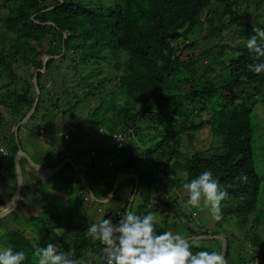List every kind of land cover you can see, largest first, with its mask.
Masks as SVG:
<instances>
[{
  "label": "trees",
  "instance_id": "16d2710c",
  "mask_svg": "<svg viewBox=\"0 0 264 264\" xmlns=\"http://www.w3.org/2000/svg\"><path fill=\"white\" fill-rule=\"evenodd\" d=\"M0 23V80L3 72L7 75L0 96V139L8 144V155L0 153V167L14 165L0 180V206L13 197L18 186L14 156L19 146L7 133L12 138L17 133L20 140L22 132L27 140L34 121L31 129L38 134L45 131L53 142L65 130L79 141L78 147L63 141L60 160L46 165L56 166L67 157L76 163L67 161L54 181L48 180L53 183L47 191L44 178L36 175L32 183L31 176H24L19 204L0 219L24 209L29 195L42 209L39 215L30 210L31 219L41 220L45 211L48 215L34 242L15 230L17 221L0 230L1 250L24 251L23 264H38L35 249L54 243L58 252L71 250L86 264H102L103 245L85 234L91 217L85 215L77 222L85 193L72 196L71 186L81 182L83 175L96 198L106 199L118 174L127 172L139 177L132 201L133 177L125 180L131 188L122 181L108 202L85 201L92 215L105 206L96 222L109 218L117 223L129 207L137 215L159 216L158 234L170 222L180 221L185 229L180 234L200 245L191 248L194 254L212 252L203 245L209 240L218 242L222 254L221 237L196 238L219 235L227 239V264L230 258L234 263L231 239L222 231L225 228L217 226L207 210L191 209L187 203L184 208L171 189L183 173L188 176L186 182H191L211 170L228 192L221 206L224 219L239 229L252 216L254 223L260 221L264 166L255 156L252 115L256 104L264 103V73L251 72L247 65L264 62V58L254 61L246 42L255 34L254 24L264 28V0H0ZM203 31L208 47H201L196 37ZM45 44L47 48L42 49ZM45 55L49 59L44 62ZM33 78L40 89L38 98ZM130 129L129 140L116 153L110 134ZM99 134L103 136L97 138ZM87 135L90 138L84 139ZM211 135L220 137V144L212 146L213 153H206L209 148L190 151L205 145ZM102 137L107 147L102 146ZM46 142L50 141L37 140L42 151ZM184 145L188 152L183 157ZM63 148L68 152L61 154ZM46 153L51 157L55 148ZM26 163L23 157V175ZM241 174L247 175L246 183L239 179ZM161 187L166 197L153 198V188ZM65 205L70 209L68 215H63ZM206 215L210 222H197L196 217ZM235 239L236 247L255 251L237 243L236 235ZM247 239L258 249L264 246V240L257 232L251 234V229ZM257 257L262 253L248 261L239 258L237 264Z\"/></svg>",
  "mask_w": 264,
  "mask_h": 264
},
{
  "label": "clouds",
  "instance_id": "9594fccd",
  "mask_svg": "<svg viewBox=\"0 0 264 264\" xmlns=\"http://www.w3.org/2000/svg\"><path fill=\"white\" fill-rule=\"evenodd\" d=\"M252 31L255 34L247 40L246 47L253 54L252 59L254 61H261L264 58V28L256 27L254 24ZM42 59L45 62L49 59V56L45 55ZM247 67L249 71L256 74L264 73V62L250 63ZM41 70L45 71L44 68ZM36 71L38 72V70ZM34 80L38 98L40 89L36 78ZM35 105L29 115L34 111ZM104 132H106V129ZM66 133L69 134L70 138H66ZM129 133H133V130L130 129L129 131L110 134L111 144L116 153H119L120 149L129 140ZM61 135L64 139L75 142V138L67 130L63 131ZM119 135L123 136V140L117 138ZM38 136L39 139H42L43 136L50 137L45 131L38 134ZM0 143L4 144L8 151L7 142L0 139ZM78 146L79 142L76 144V147ZM67 161L69 160L67 159L64 165ZM109 165H114L112 160H109ZM118 175L117 178L126 176L121 182L129 179L130 175H134L135 177L133 178H135L136 183L138 181L139 186V177L137 175L127 172H121ZM187 177L184 179L185 183L183 184V189L188 194L187 204L194 209L207 210L214 220L219 221L222 218V202L228 197L227 190L220 183L219 179L213 175L211 170L203 171L199 176L192 179L191 182L186 183ZM84 178L86 177L84 176ZM239 179L246 183L248 177L246 174H241ZM137 189L138 187L136 188L135 184L134 194L130 201L133 200ZM83 192L86 199L88 193L86 191ZM172 196L174 195L172 194ZM93 197L94 199L92 200L102 203H106L112 198H109L105 202V199L96 198L94 194ZM99 211H101V208H99ZM120 217L117 223H113V220L109 218L93 222L85 230V234L88 237L103 245L102 264H227L224 255L216 251H199L194 254L191 248L199 247L200 245L196 241L186 239L179 233L174 234L171 231H165L158 234L156 231V217L153 213L141 216L137 215L129 207L128 211ZM211 237L221 236H196V238ZM33 255L37 258L38 264H86L83 258H77L75 252L71 250L66 253L58 252L54 243H48L46 247H37ZM25 259L26 254L24 251H14L12 247L0 250V264H23Z\"/></svg>",
  "mask_w": 264,
  "mask_h": 264
},
{
  "label": "rangeland",
  "instance_id": "374dc122",
  "mask_svg": "<svg viewBox=\"0 0 264 264\" xmlns=\"http://www.w3.org/2000/svg\"><path fill=\"white\" fill-rule=\"evenodd\" d=\"M251 4H253V3H249V6ZM246 5H247V3H244V8H246ZM0 25H1V23H0ZM204 36H205V31H203L201 34L196 35L201 47H208L210 45V42L208 40H205L203 38ZM231 36L232 35H229L228 37H231ZM46 48H47V45L45 44L42 47V49H46ZM40 49H41V47H40ZM207 59H209V58L207 57ZM0 67H1V65H0ZM31 70H32V68H30L29 71H31ZM5 79H7V75L5 72H3L2 78L0 80V96L5 91V89H4L5 82H2ZM0 105H1V103H0ZM205 115H206V113H204V117H205ZM252 116L254 119L253 147H254V150L256 153L255 156H256L257 161H259V158H261L262 165L264 166V103L263 102L259 101L256 104ZM33 125H34V121H33V123H31V126L29 128V136H28L27 140H25L22 132L19 133L20 140L18 139L17 133H15L13 138H12V136H10V140L13 144L21 146L24 150H27L30 154L36 155L37 151L39 150V144L36 143V141L39 140V136H38V132L36 130L31 129ZM6 133H7V131H6ZM101 136H103V135L99 134V135H97V138H101ZM83 138L89 139L90 135L84 136ZM51 141L53 142L52 139H51ZM101 144L103 147H107L103 140H102ZM185 144H187V143H185ZM219 144H220V137L215 136V135H211V136H209L205 145H199L197 148H191L190 151H195L196 149L202 150V149L209 148V150H211V151L206 152V153H210L213 150L212 146L217 147ZM51 150H52L51 143L46 142L44 144V147H43V152L46 153V152H50ZM59 151H60V149H58V151L54 155L56 159L58 157ZM182 151H183V157H184L185 153L188 152L187 149L185 148V145L183 146ZM66 152H68V149H66V148H63L61 150V154H65ZM76 157H78V155ZM15 167H16V163H15ZM13 169H14V165L12 162L5 164V166L2 168L0 167V180L2 179V176L5 173L8 175L12 172ZM27 174L32 175L31 173L24 171V176L27 179H28ZM67 175L70 177L69 173H67ZM182 175L184 178L182 180L178 181L179 184H177L176 186H174L171 189V194H173L175 196L176 195L180 196V198L182 200L181 205L187 209L188 207L184 204L187 203L188 194L183 189V184L185 183L184 179L186 178V174L183 173ZM130 177H135V176L130 175ZM43 181H44V183H46V180L43 179ZM116 182H118V185H119L121 180H119V178H116ZM52 183L53 182H51V184ZM78 183L80 184L81 182L79 181ZM51 184H45V185L48 186ZM125 184H126V186H125L126 188H131L128 181H125ZM263 185H264V183L262 181L261 188H260V194H259L260 201L258 204V212L260 214V221L254 223L252 221V218H253V216H252L250 221L244 227H242V229H239L236 224L233 226L229 222V220H225L223 216L219 221L215 220V223L217 226H223L225 228V230H222V231H226L227 234L229 235L230 239H231V246H232L231 247V256L234 255V263L231 261V258H230L229 264H237L239 258H242L243 260L248 261L252 258L253 255L257 254L258 252L262 253V257H257L256 259H254L253 262H248L246 264H260V263L264 264V246L262 247V249H258L257 247H255L254 242H252L251 240L247 239L245 241L246 235H247V230H249V229H251V234H252V232L253 233L257 232L260 235V237L264 240V187H263ZM79 189L80 188H73L72 189L73 193L71 195L72 196L77 195L79 193L78 192ZM80 191H83V189ZM165 195H166V193L163 191V187H161L160 190H158L157 188H153V191H152L153 198H162L163 199L164 197H166ZM175 196H173V197H175ZM13 197H14V195H13ZM13 197L11 199H9L5 205L0 206V212L7 210L10 207V202L13 200ZM85 201L88 202V200L85 199L83 201V206L81 204V206L79 208L80 215H79V218L77 219V222L78 223L81 222L82 218H84L85 215L88 218L91 217L89 219L91 223L96 222L99 218L98 215L105 209V206H100V208H102V211L99 212L97 210V212L96 211L93 212V215H92V213H89L88 207L86 206ZM137 201H138V199H137ZM19 202H18V204H19ZM29 204L31 205V207L29 206ZM38 204H39V207H38L37 203L34 201L33 197L31 195H29V202H26L24 209H21V208L15 209L13 212L10 213V215H8L7 218L0 219V230L4 231L5 229L8 228V226L10 224L12 225L14 221H17V224H15L16 225L15 230H17L18 232H21V234L25 235L26 237H29L30 239H32L33 242L36 241L37 238L39 237V235L41 234V232H39V231L41 229L42 222L46 221V220H44V217H46L48 215V213L45 211L41 214V220H39V221L35 220L34 221V219H31L32 212L30 210H33L34 212H36L35 215H39L41 213V210H42L41 204L40 203H38ZM119 204H121V203H119ZM113 205H114V203L110 204L109 207H113ZM188 206L192 209V207L190 205H188ZM114 207H117V206H114ZM24 210L27 212H25ZM188 211L189 210H186V212H188ZM69 212H70V209H68L67 205H65L63 208V215H68ZM92 216H94V217H92ZM155 217H156V221L158 222L160 219L159 216L155 215ZM196 219H197V222L200 221L201 224H205V222L209 221L208 215L202 216V217L198 216V217H196ZM232 219H234L236 221V219L234 217ZM75 224L76 223H74V225ZM210 227L213 229L215 228L213 226H210ZM74 228H75V226H71V230H74ZM218 230H220V227L218 228ZM165 231H171L174 234H176V233L180 234V232L182 231L183 234H185V229L183 228V224L180 221L170 222ZM235 235H236V238H239V240H237V243H239L241 246L246 245L247 248L253 247L255 251L249 253V252H246L244 249H242L239 246L236 247L233 243L236 240ZM0 238H1V234H0ZM203 245L209 246L208 248H211L212 251L219 252V249L217 248L218 242L215 240H209L208 242H203ZM1 247H0V250H1Z\"/></svg>",
  "mask_w": 264,
  "mask_h": 264
},
{
  "label": "crops",
  "instance_id": "0c3cea01",
  "mask_svg": "<svg viewBox=\"0 0 264 264\" xmlns=\"http://www.w3.org/2000/svg\"><path fill=\"white\" fill-rule=\"evenodd\" d=\"M74 129L76 130V128L74 127ZM9 136V140H10V134H7ZM103 139V137H102ZM42 140H48L50 141L51 145H52V149L55 148V153L58 151V149L63 145V141L64 142H70L66 139H63L62 138V135L60 134L59 135V138L56 139V142H52L51 141V138H47L45 136L42 137ZM104 142H106L105 139H103ZM79 141L75 139V142H71L73 143L75 146L76 144L78 143ZM37 143V141H36ZM19 146V145H18ZM52 151V150H51ZM54 153V155H55ZM19 156L20 157V166H21V170H22V164H21V161H22V158H26L28 163H26V169L25 171L28 172V173H31L32 175L30 174H27L29 176H31V180H32V183L36 182V179L35 176L37 175L39 178H44L46 180V184H51V181H54V179L56 178L57 176V171L64 165L65 161L68 159L69 161H71L73 163V165L76 163L73 161V158L71 157H67L64 159L63 162H59L56 166H52V167H49V166H46V165H52L54 164L53 162L55 161H59L60 159H56L54 155H51V157L48 155V153H44L42 150H41V146H39V150L37 151L36 155H32L30 154L27 150H24L21 146H19L18 148V151L17 153L15 154L14 156V162L16 163V156ZM59 154H58V157L59 158ZM29 165V166H28ZM59 169H56L58 168ZM16 168V167H15ZM16 173H17V168H16ZM17 176H18V173H17ZM22 176H23V184H24V175H23V170H22ZM82 178V181L81 183L79 184L78 182H75V184H73L72 189L73 188H80L79 189V193H82L83 191H86L88 194L87 196L92 200L94 199L93 197V194L95 195L94 191L92 190V186L90 184V182L84 178V176L82 175L81 176ZM34 180V181H33ZM38 180V179H37ZM48 180H51V181H48ZM57 180L63 182L64 180L62 178H58L57 177ZM59 181V182H60ZM52 185V184H51ZM46 186L44 188H46V191L47 189H50V186ZM119 186V185H118ZM115 187V185H114ZM118 188V187H117ZM83 191H80L82 190ZM71 188H67V191L70 192ZM114 190V189H113ZM112 190V192H113ZM91 192H93V194H91ZM111 192V193H112ZM110 193V194H111ZM110 194L108 196H110ZM262 264V263H260Z\"/></svg>",
  "mask_w": 264,
  "mask_h": 264
},
{
  "label": "water",
  "instance_id": "95a60500",
  "mask_svg": "<svg viewBox=\"0 0 264 264\" xmlns=\"http://www.w3.org/2000/svg\"><path fill=\"white\" fill-rule=\"evenodd\" d=\"M16 168H17V173H18V186H17V190L15 192V195L13 197V200L10 202V207L7 210H4L2 212H0V218L4 217L5 215H7L10 211H12L18 204L19 200H20V196H21V192H22V188H23V176H22V170H21V166H20V157L17 155L16 156ZM59 169V167L57 168ZM126 176H121L119 177V180L124 179ZM138 179V178H137ZM118 186V182L115 183V187L113 192L110 194V196H108L107 199H105L104 201L106 202L109 198H111L113 196V194L115 193L116 189ZM138 187V181L136 183V188ZM102 201V200H101ZM221 238L224 241L223 244V249H222V255H224V257L226 258V250H227V239L223 236H221Z\"/></svg>",
  "mask_w": 264,
  "mask_h": 264
},
{
  "label": "built area",
  "instance_id": "2783aa9c",
  "mask_svg": "<svg viewBox=\"0 0 264 264\" xmlns=\"http://www.w3.org/2000/svg\"><path fill=\"white\" fill-rule=\"evenodd\" d=\"M65 136H66L67 139L70 138V136H69L68 133H66ZM117 138L119 140H123V136L122 135L117 136ZM0 152L2 153L3 156H6L7 155V152H8L7 151V148L2 143H0ZM86 199L87 200H90V198L88 196H86Z\"/></svg>",
  "mask_w": 264,
  "mask_h": 264
}]
</instances>
